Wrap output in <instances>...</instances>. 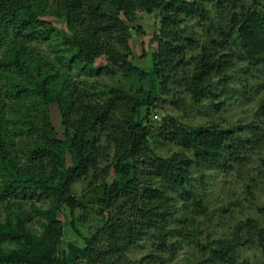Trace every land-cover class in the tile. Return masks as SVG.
Masks as SVG:
<instances>
[{"label": "trees", "instance_id": "obj_1", "mask_svg": "<svg viewBox=\"0 0 264 264\" xmlns=\"http://www.w3.org/2000/svg\"><path fill=\"white\" fill-rule=\"evenodd\" d=\"M139 10L157 16L145 67L131 57ZM72 69L128 84L97 90ZM255 94L264 115V0H0V264H180L164 256L176 254L175 235L196 249L195 264H251L231 253L244 244L264 257L261 218L246 215L204 243L197 222L213 217L211 169L247 175L249 208L264 190V170L249 168L264 124L211 116ZM163 102L207 121L168 114L156 124ZM168 145L180 148L161 153ZM65 207L81 244L61 246ZM257 209L264 215V202ZM152 238L154 251L130 258Z\"/></svg>", "mask_w": 264, "mask_h": 264}, {"label": "rangeland", "instance_id": "obj_2", "mask_svg": "<svg viewBox=\"0 0 264 264\" xmlns=\"http://www.w3.org/2000/svg\"><path fill=\"white\" fill-rule=\"evenodd\" d=\"M157 16L155 14H147L145 11L139 10L138 13L133 18L131 25V45L133 50L135 51V56L131 55L133 58V61H135L138 64H141L145 67V65H150V57L151 52L155 48V44L152 45L150 42V38L153 36V32L155 29V20ZM47 19H53L51 16H47ZM56 26L61 27L62 25L59 22L54 23ZM139 25H141L139 27ZM139 27V28H138ZM52 56V55H51ZM105 60L103 58L97 60L98 63H104ZM73 70V69H72ZM70 70V71H72ZM72 73L74 74L75 79L78 81V83L85 85L87 84H93L96 83V86H98L97 90H102L104 88H107L111 85H121V84H128L124 79H122L119 76H110V75H102L98 78L95 76H89L84 72L81 71H75L73 70ZM94 89V91L96 90ZM97 94L101 93L99 91ZM262 95V94H261ZM258 95H253L251 100L248 102L244 99H241L242 97L231 99L230 107L221 113H212V118L217 123L228 125L229 120H238V121H251L255 120L257 124H261V122L264 124V115L262 112L257 109V103L256 100L258 99ZM258 112L259 116L255 115V113ZM172 114L175 116H179L182 120L192 119V122L195 124H203L207 121L203 115L195 114V111L193 113L186 114L183 111H180L176 109L175 107H171L170 104L167 102H163L162 107L157 108L156 112L153 114V118L157 120L156 124L162 120V116ZM52 121L54 123V126L58 129L60 127V116L58 113V110L54 109ZM62 132L60 131L58 134L61 136ZM180 147L177 145H168L165 149L160 150L163 154H170L174 150H178ZM258 154L257 156L253 157V160L249 163V168H259L260 170H264V162L260 158H264V144L262 148L257 149ZM103 165L102 167H104ZM245 170V169H244ZM211 174V179L207 182V185L210 186L208 190H206L208 197L207 201L208 204L211 205L210 211L213 213V217H199L197 218L198 226L203 231V235H199L200 241L204 243L206 241V236L210 235V237L214 238H222L224 239L227 234L230 232L228 229V226L231 225V227L238 223V221L244 219L246 215H255L262 220H264V215L258 214V205L264 202V190L257 193V199L255 202L253 208H249L251 205L248 200L245 199L246 195L244 192H246L247 189H244L242 185V181L251 182L247 175L244 179L240 178L239 173L241 172H220L214 169H211V171H208ZM200 176V175H199ZM88 183V179H85L83 181L76 182L73 185L75 194H81L84 190L85 186ZM198 184V183H197ZM264 186V185H263ZM238 202V206L231 203ZM34 200H29L27 202V207H29L32 211H34V208L32 206ZM40 203V202H39ZM4 203L0 202V212L1 207ZM46 207V205H44ZM78 211V215H79ZM4 215V214H3ZM60 218H62L64 223V235L62 238V247H67V243L69 241L76 242V243H82L83 238L75 231V229L72 227L71 219L72 214L69 208L64 209V211L60 214ZM220 218V219H219ZM32 226L34 229L39 232L41 230L40 225V215H35L33 219ZM96 221V219L94 220ZM79 228L84 232V234H89L94 230L93 225L90 223H86L84 225L78 223ZM181 236L175 235L172 238V242H178V250L175 255L171 256L169 253H165L164 256L167 260L170 262H178L180 264H195L196 261L201 260L200 257L196 254V249L191 250L188 245H186V242H181L180 240ZM153 238L141 242L137 246H133L130 249V258L133 259H140L143 256L147 255L150 251H154V247L152 246ZM190 244V243H189ZM230 253V252H229ZM235 257L239 256L240 262H242L244 259L248 260L251 264H263L264 263V257L261 254V251L256 247H250L248 245H239L238 248L233 250L231 252ZM233 257V259L235 258Z\"/></svg>", "mask_w": 264, "mask_h": 264}]
</instances>
